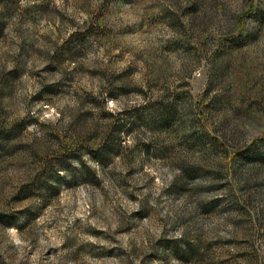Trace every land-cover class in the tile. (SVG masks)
Masks as SVG:
<instances>
[{
	"label": "rangeland",
	"instance_id": "rangeland-1",
	"mask_svg": "<svg viewBox=\"0 0 264 264\" xmlns=\"http://www.w3.org/2000/svg\"><path fill=\"white\" fill-rule=\"evenodd\" d=\"M0 19V264H264V0Z\"/></svg>",
	"mask_w": 264,
	"mask_h": 264
},
{
	"label": "trees",
	"instance_id": "trees-1",
	"mask_svg": "<svg viewBox=\"0 0 264 264\" xmlns=\"http://www.w3.org/2000/svg\"><path fill=\"white\" fill-rule=\"evenodd\" d=\"M172 104L173 102L168 104L157 103L149 112V119H151V122H157L159 124L168 123L169 119L173 117L172 114L174 108ZM119 134L120 133H117V136L114 138L112 129L107 131L98 148L88 150L90 156L97 161L105 162L111 156L113 152V145L115 147L116 140H119L120 138ZM191 249L193 250V248Z\"/></svg>",
	"mask_w": 264,
	"mask_h": 264
}]
</instances>
